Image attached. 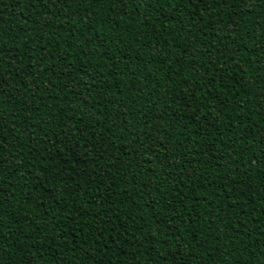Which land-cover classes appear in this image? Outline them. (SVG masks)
<instances>
[{"label": "trees", "instance_id": "obj_1", "mask_svg": "<svg viewBox=\"0 0 264 264\" xmlns=\"http://www.w3.org/2000/svg\"><path fill=\"white\" fill-rule=\"evenodd\" d=\"M0 264H264V0H0Z\"/></svg>", "mask_w": 264, "mask_h": 264}]
</instances>
